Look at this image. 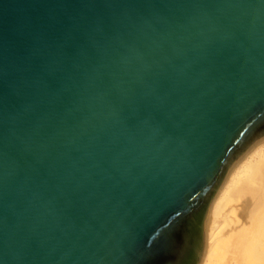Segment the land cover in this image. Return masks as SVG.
Here are the masks:
<instances>
[{"label": "water", "instance_id": "95a60500", "mask_svg": "<svg viewBox=\"0 0 264 264\" xmlns=\"http://www.w3.org/2000/svg\"><path fill=\"white\" fill-rule=\"evenodd\" d=\"M264 140V0H0V264H203Z\"/></svg>", "mask_w": 264, "mask_h": 264}, {"label": "bare ground", "instance_id": "6f19581e", "mask_svg": "<svg viewBox=\"0 0 264 264\" xmlns=\"http://www.w3.org/2000/svg\"><path fill=\"white\" fill-rule=\"evenodd\" d=\"M203 264H264V140L231 169L209 214Z\"/></svg>", "mask_w": 264, "mask_h": 264}]
</instances>
